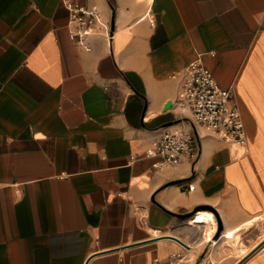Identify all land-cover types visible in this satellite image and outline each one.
<instances>
[{"label":"crops","instance_id":"obj_1","mask_svg":"<svg viewBox=\"0 0 264 264\" xmlns=\"http://www.w3.org/2000/svg\"><path fill=\"white\" fill-rule=\"evenodd\" d=\"M73 1L110 43L98 25L85 49L63 0H0V264H264V0ZM195 60L247 145L202 133L195 160L153 167L160 134L193 129L175 102Z\"/></svg>","mask_w":264,"mask_h":264},{"label":"built area","instance_id":"obj_2","mask_svg":"<svg viewBox=\"0 0 264 264\" xmlns=\"http://www.w3.org/2000/svg\"><path fill=\"white\" fill-rule=\"evenodd\" d=\"M69 10L68 29L87 50L91 49L88 37L103 27L102 34L110 43L113 33L101 17L97 6L80 5L73 0H63ZM180 73L179 94L175 102L193 116V129H176L160 134L145 150L153 159V167L176 165L193 161L199 150V137L211 133L220 139L245 148L247 135L239 107L231 104L232 87L222 88L213 71L201 60L190 62ZM193 189V184L188 185ZM152 264H175L174 260L155 257Z\"/></svg>","mask_w":264,"mask_h":264},{"label":"bare ground","instance_id":"obj_3","mask_svg":"<svg viewBox=\"0 0 264 264\" xmlns=\"http://www.w3.org/2000/svg\"><path fill=\"white\" fill-rule=\"evenodd\" d=\"M253 217H255V216H253ZM200 218V217H199ZM201 218H203V220H204V222H206L207 223V232L205 233L206 234V236H209V235H211V234H213V232H215V230H216V224H217V222H216V220H215V217H214V215L213 214H211V213H208V212H206L205 211V213L203 214V216L201 217ZM198 219V218H197ZM202 220V221H203ZM252 222L253 223H255L256 222V220H254V221H251V222H247V224L245 225V227H248V226H250L251 224H252ZM243 224H245V223H243ZM227 236H228V240H229V244H233L234 246L233 247H235V250L236 251H238V252H242L243 250H242V247L239 245V237L240 236H242V228L241 227H237V228H235V229H231V230H229L228 232H227ZM227 238V237H226ZM207 239V238H206ZM261 244V243H260ZM246 253V252H245ZM212 263H214V262H208V263H206V264H212ZM215 264V263H214Z\"/></svg>","mask_w":264,"mask_h":264},{"label":"rangeland","instance_id":"obj_4","mask_svg":"<svg viewBox=\"0 0 264 264\" xmlns=\"http://www.w3.org/2000/svg\"><path fill=\"white\" fill-rule=\"evenodd\" d=\"M196 211H198V210H196ZM195 211V212H196ZM194 212V213H195ZM255 234H254V236H253V240H252V243H257L258 241H260L262 238H263V234H264V226L262 227V226H260V228H259V230H257V231H255L254 232ZM243 236V235H242ZM242 236H240L239 237V239L242 237ZM242 241H243V243L245 244L246 243V241H245V238H243L242 237ZM259 243V242H258ZM238 254H241V252H238V251H236ZM205 262H203L202 260H200L197 264H204Z\"/></svg>","mask_w":264,"mask_h":264},{"label":"water","instance_id":"obj_5","mask_svg":"<svg viewBox=\"0 0 264 264\" xmlns=\"http://www.w3.org/2000/svg\"><path fill=\"white\" fill-rule=\"evenodd\" d=\"M113 23H114V20L112 19V27H113ZM195 212V211H194ZM193 212V213H194ZM213 212L215 213V210H213ZM192 215V214H191ZM187 216H189V215H186V216H184V217H187ZM183 243V242H182ZM212 264H214V263H212Z\"/></svg>","mask_w":264,"mask_h":264}]
</instances>
